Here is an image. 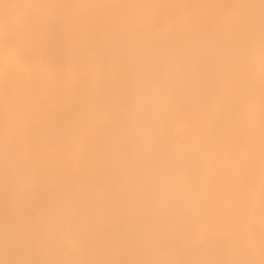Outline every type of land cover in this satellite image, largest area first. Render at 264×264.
I'll return each instance as SVG.
<instances>
[{"label":"bare ground","instance_id":"6f19581e","mask_svg":"<svg viewBox=\"0 0 264 264\" xmlns=\"http://www.w3.org/2000/svg\"><path fill=\"white\" fill-rule=\"evenodd\" d=\"M0 264H264V0H0Z\"/></svg>","mask_w":264,"mask_h":264}]
</instances>
